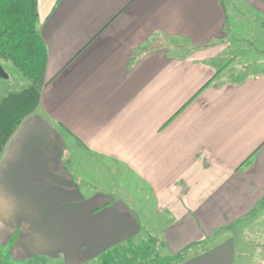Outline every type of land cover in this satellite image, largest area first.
Segmentation results:
<instances>
[{"label": "crops", "instance_id": "1", "mask_svg": "<svg viewBox=\"0 0 264 264\" xmlns=\"http://www.w3.org/2000/svg\"><path fill=\"white\" fill-rule=\"evenodd\" d=\"M37 1L48 85L0 154V243L86 264L142 235L143 206L88 181L81 152L145 186L172 257L202 249L181 264H264V75H217L241 36L223 0ZM238 2L235 23L264 20Z\"/></svg>", "mask_w": 264, "mask_h": 264}, {"label": "rangeland", "instance_id": "2", "mask_svg": "<svg viewBox=\"0 0 264 264\" xmlns=\"http://www.w3.org/2000/svg\"><path fill=\"white\" fill-rule=\"evenodd\" d=\"M240 0H223L226 11L230 17L231 25L230 30L232 34L237 32L241 36H231L238 43H236L234 49H230L222 56L218 63L219 67H223L225 64L228 65L227 72L228 78L234 77V81H239L243 78L264 75V36H256L257 34L264 33V23L263 19L257 18V15L245 16L247 18L241 19L239 23H235V18L237 10L236 7L239 6ZM241 10V9H240ZM243 13V11H239ZM245 12V11H244ZM247 14V12H246ZM239 24V25H238ZM169 44V49L175 50L177 55H183L188 51L189 46L181 41H167ZM234 54H239L240 56H234ZM233 57H235L233 59ZM0 66L4 69L5 73L8 75L7 78H0V103L8 96L10 93L20 92L26 88L30 81L25 78L19 70L13 65L12 62L0 59ZM235 75V76H233ZM75 159V166L79 167V170L85 172V176L90 180H99L98 186H102L104 189H114L120 197L125 198L128 202L129 197L133 198L135 203L141 204L143 206V217H140L141 223L144 225V232L142 235L135 239L131 244L120 245L118 249L121 253L128 254L124 258L122 264H181V261L172 257L169 251L162 247L161 239V219L155 215V212L151 208H146L149 206L150 200L147 197V191L143 184L139 183L134 177L126 174L125 169L119 168L118 170H107L98 174L99 170L97 168H90V164L87 158L82 161L83 155L81 152H77L72 155ZM89 164V168L81 167V164ZM90 179V180H89ZM108 190V191H112ZM257 217H255L256 220ZM163 221V219H162ZM236 238L242 239V233L234 234ZM244 235V234H243ZM247 239H251L250 242H256L257 235H248ZM14 239L9 241L6 245L0 243V264H63L61 259L53 260L51 258H35L30 261H19L16 260L12 255V244ZM251 244V243H249ZM258 245V244H257ZM264 243H262V246ZM260 246V245H259ZM242 248V246H238ZM260 248V247H259ZM264 248V247H262ZM262 248L260 250H262ZM202 249L192 250L188 253V256H193L197 251ZM239 252V250H238ZM249 255H258L257 248L248 247L245 250ZM244 253L243 249H240L238 256ZM123 255V254H122ZM244 255V254H243ZM239 261V263H242ZM250 264H255L254 260L247 261ZM99 258H95L86 264H98Z\"/></svg>", "mask_w": 264, "mask_h": 264}, {"label": "trees", "instance_id": "3", "mask_svg": "<svg viewBox=\"0 0 264 264\" xmlns=\"http://www.w3.org/2000/svg\"><path fill=\"white\" fill-rule=\"evenodd\" d=\"M0 59L12 62L30 81L26 88L10 93L0 103L2 154L22 121L36 111L41 93L48 85L49 49L40 29L37 0H0ZM228 65L225 64L217 75L225 72ZM118 248L102 254L98 264H122L128 254L121 253ZM186 256L187 252L177 255L176 259L182 261Z\"/></svg>", "mask_w": 264, "mask_h": 264}, {"label": "water", "instance_id": "4", "mask_svg": "<svg viewBox=\"0 0 264 264\" xmlns=\"http://www.w3.org/2000/svg\"><path fill=\"white\" fill-rule=\"evenodd\" d=\"M8 75L5 73L4 69L0 66V78H7Z\"/></svg>", "mask_w": 264, "mask_h": 264}]
</instances>
